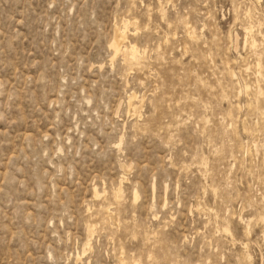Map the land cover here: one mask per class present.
Listing matches in <instances>:
<instances>
[{
    "label": "rangeland",
    "instance_id": "1",
    "mask_svg": "<svg viewBox=\"0 0 264 264\" xmlns=\"http://www.w3.org/2000/svg\"><path fill=\"white\" fill-rule=\"evenodd\" d=\"M263 96L264 0H0V264H264Z\"/></svg>",
    "mask_w": 264,
    "mask_h": 264
},
{
    "label": "bare ground",
    "instance_id": "2",
    "mask_svg": "<svg viewBox=\"0 0 264 264\" xmlns=\"http://www.w3.org/2000/svg\"><path fill=\"white\" fill-rule=\"evenodd\" d=\"M130 21V20H129ZM123 23V25H122V27H121V25H120V27L121 28H119L118 30H117V33H116V36H115V40H114V42H113V44H112V46L115 48V50H118V51H120L119 49H121L122 48V45L123 44H125L126 43V38H128V31H129V28H130V22H128V20L127 21H125L124 20V22H122ZM133 25V24H132ZM253 33V32H252ZM190 34V33H189ZM249 34V33H248ZM252 35V34H251ZM254 37V36H253ZM253 37H251V38H253ZM251 42V41H250ZM127 44V43H126ZM250 44H252V46L254 45V44H256L255 43V41H254V39H252V42L250 43ZM127 46V45H126ZM128 48L130 49V54H129V56L131 57V60H133V62H137L139 59L138 58H140V57H138L137 55L139 54V52H138V50H137V48L134 46V45H131V43H129V46H128ZM123 49V48H122ZM114 50V49H113ZM126 50H127V47H126ZM117 51V52H118ZM123 50H121V53H123L122 52ZM116 52V53H117ZM119 53V52H118ZM123 55V54H122ZM140 55V54H139ZM123 56H125V55H123ZM122 56V57H123ZM137 58V61H134L135 59ZM144 60V59H143ZM123 61H124V59H123ZM125 61H126V58H125ZM259 64H260V61H259ZM138 67H139V63L138 64H136ZM135 65V66H136ZM133 66H134V64H133ZM130 68V67H129ZM261 70V69H260ZM260 73V72H259ZM261 75V74H260ZM260 95V94H259ZM261 96V95H260ZM264 97V96H263ZM263 99V98H262ZM264 100V99H263ZM97 192V191H96ZM95 192V193H96ZM97 195H99V194H97ZM119 196V195H118ZM117 196V197H118ZM97 198H99V197H97ZM116 198V197H115ZM118 199H119V197H118ZM90 229V228H89ZM93 229V228H92ZM90 231V230H89ZM94 232V231H93ZM89 234V233H88ZM93 234V233H92ZM121 260H123V259H121ZM125 260H123V262H124ZM120 263H122V261L120 262Z\"/></svg>",
    "mask_w": 264,
    "mask_h": 264
}]
</instances>
